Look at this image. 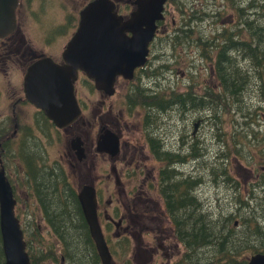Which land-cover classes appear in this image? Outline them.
I'll list each match as a JSON object with an SVG mask.
<instances>
[{"label":"flooded vegetation","instance_id":"flooded-vegetation-1","mask_svg":"<svg viewBox=\"0 0 264 264\" xmlns=\"http://www.w3.org/2000/svg\"><path fill=\"white\" fill-rule=\"evenodd\" d=\"M92 1L19 0L14 27L0 32V168L12 185L15 213L31 263L103 264L79 198L86 185L96 190L98 218L112 264H116L120 249L130 253L126 264L135 259L133 254L138 264H195V258L200 262L211 256V247L199 244L194 252L185 239L180 240L178 212L194 214L195 205L190 195L181 201L188 192L183 189L179 196L175 186L190 181L181 183V187L193 188L191 173L187 172L192 165L196 167L195 148L198 158L201 151H206L209 135L204 136L202 131L210 119L212 95L227 94L236 104L241 101L226 89L223 73L220 70L218 75L206 48L229 43L226 32L233 39L230 48L232 44L240 46L242 32L255 25L256 7L248 6L257 0H167L146 62L136 67L132 78L118 75L113 94L98 89L95 81L79 70L74 93L81 113L61 126L35 101L42 96L49 102L44 89L46 69H38L41 82L30 91L25 81L30 69L42 62L51 59L59 67L66 64L65 52L80 26L81 11ZM114 2L125 20L137 8L136 0ZM244 7L245 17L252 21L250 26L244 25ZM233 60L228 57L224 65ZM239 69L254 73L253 66L246 62ZM229 74L232 76L230 68ZM237 79L243 84L242 76H235ZM87 84L96 95L89 98L90 102L82 96V86ZM53 96L50 107H57L54 112L61 114V103L55 102L60 96L57 87ZM217 112L225 115L226 106H219ZM100 145L109 150L100 151ZM100 166L105 174L100 173ZM226 169L237 185L234 199L239 195L238 211L242 204L249 203L247 198L255 201L264 196V172L253 174L244 197L240 196L238 176ZM174 191L176 196L170 197ZM189 194L194 196L191 190ZM67 199L72 200V210L67 208ZM203 203L200 200L199 205L207 211ZM256 208L254 217L264 232L260 206ZM242 222L236 219L235 227ZM171 223L173 227L177 224L175 229L170 228ZM260 239L264 242L263 234ZM1 245L5 264L2 235ZM179 248L186 257L169 260ZM249 252L244 258L231 254L224 264H246L256 253H263ZM161 254L166 261L160 262Z\"/></svg>","mask_w":264,"mask_h":264},{"label":"water","instance_id":"water-1","mask_svg":"<svg viewBox=\"0 0 264 264\" xmlns=\"http://www.w3.org/2000/svg\"><path fill=\"white\" fill-rule=\"evenodd\" d=\"M18 1L0 0V32H8L14 27ZM166 1L136 0L137 8L126 20L118 14L114 0L90 2L81 11L80 26L68 44L66 64L59 67L50 59L35 65L26 77L27 90L38 86L41 82L38 69L45 68L44 89L47 88L49 102L42 96L35 101L46 109L58 125L73 121L81 113L74 93L78 71L82 70L94 80L98 89L113 94L118 75L132 78L136 67L146 62L149 44L156 32L157 21L163 18ZM127 32L133 35L128 36ZM54 87L60 92L55 102L60 101L61 114L54 112L57 107H50L54 100ZM115 149H118L117 142ZM99 150L109 148L100 145ZM79 198L103 264H112V254L98 218L95 188L84 186ZM15 204L12 185L4 168H0V229L5 264H32L20 220L15 213ZM246 264H264V253H256Z\"/></svg>","mask_w":264,"mask_h":264},{"label":"rangeland","instance_id":"rangeland-1","mask_svg":"<svg viewBox=\"0 0 264 264\" xmlns=\"http://www.w3.org/2000/svg\"><path fill=\"white\" fill-rule=\"evenodd\" d=\"M252 42L251 51L249 49H243V46L240 49L233 51L234 60L230 61V63L227 64L226 67L228 72L230 68L232 77H234L232 78V82H235V76H242L246 78L242 89H240L239 93L237 94V97L240 96L241 101H239L237 104L228 101L226 105L225 115L218 114L220 119L213 118V114L216 110L211 109L209 122L202 131V134L204 136L208 137L209 135L208 140L205 144L206 151L202 152L209 155H205L204 158L202 155L200 158H193V160H195L196 167L192 165L191 169L187 172V175H190L191 173V182H193V188L191 187L190 190L198 196L195 197L189 194L193 197V204L198 207L201 200L202 202H204L203 204L206 210L210 213H213V215L218 216V214H220L223 216V218L228 216L229 225L236 219L240 218L243 221L241 226H243L247 217L252 220L254 218V214H258V212L249 209H241L238 211L239 195L237 197V200H235L234 197L235 195H237V192L234 194V191H228L226 190V187L222 186L227 181V173L223 166V154L225 153L229 157V160L227 161L225 167H229L230 171L238 176V181L242 184V194H240V196L245 195L244 189H246V184L250 183L249 181H251V179H254L253 174L257 172H264L262 167L264 163L261 162L262 157H264V96L262 92V76L259 75L258 64L253 60L255 56L253 55L254 49L252 50V48H254L257 40L252 39ZM187 60L188 59H186L185 61ZM246 61H248L251 66H253V75L247 74V72H243L239 69L240 66L242 64H245ZM184 68H186V66H184ZM245 86L246 88L244 89ZM92 93L93 89H90V85L87 84L82 86V96L86 100L89 101V98H96L95 93ZM243 102H245L246 108L249 107V109L251 110H257V108H260L258 109V116H256L257 125L254 127L246 125L244 123V117L242 115V107L244 106ZM213 105L215 107V105L217 104ZM87 115L91 116V113ZM220 129H224L225 132L230 133L227 138V142L225 143L223 142L224 135L220 134L219 132L221 131ZM234 130L240 131V139L237 136V144H235V140L232 137V133H234ZM214 133L216 134L215 136ZM220 140L222 141L219 142ZM140 151L141 148H138L136 150L138 157ZM102 165L109 170V166L107 167L105 164ZM99 171L100 173L105 174V171L101 166L99 168ZM250 172H252V174ZM74 184L75 186H77L78 181L74 182ZM105 198H108V194H106ZM247 200H249L250 203L252 202V200H250L249 198H247ZM260 210L262 211H259L260 215H264V207L260 208ZM234 216H236V218ZM166 227H168V225ZM171 227L174 228L172 225H170V228ZM169 231L170 235L173 236V230L169 229ZM118 251L119 253H117V256L115 258L116 264H126L128 259L130 258V253H125L121 249ZM248 252L249 250L246 249L244 253H242V258H244ZM181 253H183V255H181ZM251 254V252L248 253V255ZM180 255L181 258H183L185 252L180 249L176 250L173 256L169 258V260H180ZM159 256L160 262L167 260V258L163 254ZM133 257H135V259L132 258L130 260V264H138V257H136L135 254H133ZM185 257L186 256H184V258ZM224 263L225 260L223 259L221 263L215 264Z\"/></svg>","mask_w":264,"mask_h":264},{"label":"trees","instance_id":"trees-1","mask_svg":"<svg viewBox=\"0 0 264 264\" xmlns=\"http://www.w3.org/2000/svg\"><path fill=\"white\" fill-rule=\"evenodd\" d=\"M251 5H254L256 7V16L254 18L255 25H251V20L247 19L245 17V10L246 7L243 9V17H244V25L246 23L249 24V31L248 32H242L243 35V43L242 48L243 49H249L251 51L252 46V39L257 40V43H255L253 50V55L255 58L253 60L258 64V70L259 75L262 76V92L264 96V0H257V2H252L248 7L250 9ZM247 13V10H246ZM231 34L235 35V32H231ZM226 38L229 42H231L233 39L230 37V32L225 33ZM232 35V36H233ZM211 36H214V32L211 33ZM219 34L217 35V37ZM252 42V43H251ZM221 45V44H220ZM218 43L216 44H210L208 48H206L210 54L209 60L212 62L213 67L215 70H217L218 75L220 74V70L223 73V77L225 79V84L227 85L226 89L235 97H237L238 91L242 89V84L237 79V82H232V77L229 72L226 70V64L224 65V61L228 59V55L226 53L227 45L228 43L224 42L223 46L220 47ZM226 47V48H225ZM250 65L248 61H246ZM221 68V69H220ZM225 73V74H224ZM258 75V76H259ZM246 76V74H245ZM246 86L244 87V89ZM232 102L236 103V100L234 98L229 99V96L227 94H224V96H221L220 93L217 95H212V100L210 101L211 109L216 110L213 114L214 119H220L218 116L217 108L219 106H226L227 103ZM244 106L242 107V115L244 117V123L246 125L250 126H256V116H258V109L257 110H251L246 108L245 102ZM213 104H217L214 105ZM219 105V106H218ZM216 114V115H215ZM245 125V126H246ZM220 126V125H219ZM218 128V127H217ZM223 132V134H222ZM234 133H232V137L235 140V144H237V136L240 139V131L234 130ZM220 134L224 135V141L227 142V138L230 135L229 132H225V130H221ZM159 146L155 149H157ZM203 154V152L201 151ZM201 154V155H202ZM207 153H205L206 155ZM207 154L206 156H208ZM199 152L197 148H195V153L193 157L196 159L198 158ZM227 157V154L225 156ZM198 181V180H195ZM190 181H184V182H178L176 183V191L179 194V196H182V190L186 189L188 193H185L180 200L184 201L186 197L189 196V190L191 187L188 188H182L181 183H188ZM176 191L173 192V194L170 197L176 196ZM195 197H198L196 194H194ZM189 198H191L189 196ZM260 200V199H257ZM65 203H68L67 206L68 209H73L71 207L72 200L67 199L65 200ZM76 202H74L75 204ZM242 206V205H241ZM260 208L264 207V198L260 200L259 205ZM248 207V203L244 204V208ZM259 208V210H260ZM75 209V207H74ZM203 206L199 205L198 207L194 206V214H186V212H178V232H179V238L185 239V243L188 247H190L194 252L197 251L198 245L200 244H209L211 247V256L209 258H202L200 262H198L197 258H195V264H215V263H221L223 259H231V254H234V257H239L244 253V251L252 250V251H261L264 253V242L260 239V236L263 234V227L259 225V220L255 216L252 220L247 217L245 219V222L243 226H234V222H232L230 225L228 223L229 217L223 218L222 215L218 214L213 215V213H210L209 211L202 212ZM254 209L257 210L255 207ZM261 211V210H260ZM71 212V211H70ZM262 212V211H261ZM176 214H174V217H176ZM236 218V216H234ZM76 219V218H73ZM203 220V221H202ZM199 221H202L201 224H199ZM186 225V226H185ZM185 227V228H184ZM186 229V230H185ZM246 247H245V246ZM218 258V259H217ZM206 259L209 260L208 263H206ZM215 260V262H214ZM4 262V255L1 245V233H0V264H3Z\"/></svg>","mask_w":264,"mask_h":264},{"label":"bare ground","instance_id":"bare-ground-1","mask_svg":"<svg viewBox=\"0 0 264 264\" xmlns=\"http://www.w3.org/2000/svg\"><path fill=\"white\" fill-rule=\"evenodd\" d=\"M230 45H231V43L229 42L228 43V45H227V49H226V53H227V55H228V57H233V54H232V52H233V50L237 47V49H240L241 47H242V43H241V45L240 46H236V44H232V47L230 48ZM245 81H246V78L245 77H243V84L245 83ZM243 84H242V86H243ZM211 124V123H210ZM214 126V125H213ZM217 132V131H216ZM220 132V131H219ZM222 134H223V132H222ZM216 134L214 133V136H215ZM217 137V136H216ZM220 137V136H219ZM222 137V136H221ZM224 138V137H223ZM216 139V138H215ZM223 156H225V153L223 154ZM223 159V166H224V168H225V171H226V173H227V167H225V165L227 164V161H228V159H227V157L225 158V157H223L222 158ZM236 182L235 181H233V180H231L230 179V177L227 175V181L222 185V186H224V187H226V190H231V191H234L233 193L235 194L236 192H238V189H237V185L235 184ZM220 187V186H219ZM264 198V196H262V198L261 199H263ZM260 199V200H261ZM260 200H253L251 203L249 202L248 203V207H245L244 208V204H242V206H241V209H243V210H246V209H254L255 207H257L258 205H259V203H260ZM166 212H168V211H166ZM165 212V213H166ZM170 212V211H169ZM163 215H165V214H163ZM260 217L264 220V215H260ZM170 219H171V217H169ZM175 219V218H174ZM173 221H175V220H173ZM174 223V222H173ZM165 224V223H164ZM163 224V225H164ZM170 225H172V224H170ZM174 226V225H173ZM177 226V224H175V227ZM175 227H174V229H175ZM172 228V227H171ZM176 230H178V229H176ZM177 233H178V231H177ZM177 238V237H176ZM181 240V239H180ZM176 241V240H175ZM184 247H186V246H184ZM180 249V248H179ZM187 249V248H186ZM189 249V248H188ZM187 249V251L186 252H190L189 250ZM178 253V252H177ZM188 254V253H187ZM190 254V253H189ZM177 255V254H176ZM181 255H183V253H181ZM181 255H180V258H181ZM186 255V254H185ZM178 256V255H177ZM179 257V256H178ZM184 257V256H183ZM175 259H176V257H175ZM183 259V258H182ZM182 261V260H181ZM185 261V260H184ZM179 262V261H178ZM183 262V261H182ZM181 263V262H180ZM185 264H186V262H184Z\"/></svg>","mask_w":264,"mask_h":264}]
</instances>
